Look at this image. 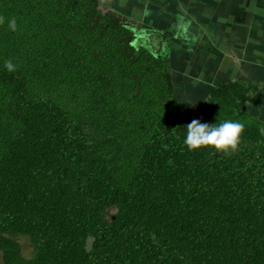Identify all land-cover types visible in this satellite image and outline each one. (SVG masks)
<instances>
[{
  "label": "trees",
  "instance_id": "obj_1",
  "mask_svg": "<svg viewBox=\"0 0 264 264\" xmlns=\"http://www.w3.org/2000/svg\"><path fill=\"white\" fill-rule=\"evenodd\" d=\"M0 16V262L264 264V122L242 110L257 85L222 83L191 114L168 58L101 0ZM193 119L244 123L240 151H188Z\"/></svg>",
  "mask_w": 264,
  "mask_h": 264
},
{
  "label": "crops",
  "instance_id": "obj_2",
  "mask_svg": "<svg viewBox=\"0 0 264 264\" xmlns=\"http://www.w3.org/2000/svg\"><path fill=\"white\" fill-rule=\"evenodd\" d=\"M167 57L180 105L195 114L222 83L258 86L242 110L264 122V0H101ZM191 101L195 106L186 104Z\"/></svg>",
  "mask_w": 264,
  "mask_h": 264
},
{
  "label": "clouds",
  "instance_id": "obj_3",
  "mask_svg": "<svg viewBox=\"0 0 264 264\" xmlns=\"http://www.w3.org/2000/svg\"><path fill=\"white\" fill-rule=\"evenodd\" d=\"M5 23V17L0 16V25ZM8 27L11 31H17V21L13 17L8 20ZM5 69L9 72L16 71V65L11 59L4 63ZM188 105L195 106L190 100L185 102ZM186 135L183 139L184 146L190 152L200 149H212L216 153L231 157L240 151L243 141L245 124L233 119L218 120V123H202L198 119H193L185 125ZM174 128L172 131H175ZM260 135L264 137V127L259 128Z\"/></svg>",
  "mask_w": 264,
  "mask_h": 264
},
{
  "label": "rangeland",
  "instance_id": "obj_4",
  "mask_svg": "<svg viewBox=\"0 0 264 264\" xmlns=\"http://www.w3.org/2000/svg\"><path fill=\"white\" fill-rule=\"evenodd\" d=\"M18 239L22 245L24 255L27 257L33 256L34 255V249H33V246L31 244L29 238L26 236H19ZM0 264H3V262H0Z\"/></svg>",
  "mask_w": 264,
  "mask_h": 264
},
{
  "label": "built area",
  "instance_id": "obj_5",
  "mask_svg": "<svg viewBox=\"0 0 264 264\" xmlns=\"http://www.w3.org/2000/svg\"><path fill=\"white\" fill-rule=\"evenodd\" d=\"M146 1H148V0H146Z\"/></svg>",
  "mask_w": 264,
  "mask_h": 264
}]
</instances>
